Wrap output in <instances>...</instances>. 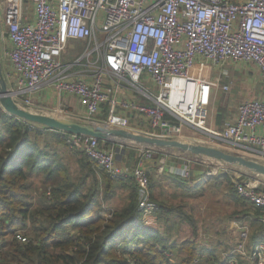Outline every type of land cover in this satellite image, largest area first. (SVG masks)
Segmentation results:
<instances>
[{
	"label": "built area",
	"instance_id": "obj_1",
	"mask_svg": "<svg viewBox=\"0 0 264 264\" xmlns=\"http://www.w3.org/2000/svg\"><path fill=\"white\" fill-rule=\"evenodd\" d=\"M0 4L1 34L12 45L6 51L11 68L7 79L20 104L36 105L33 94L49 85L58 92L53 109L57 114L68 112L63 94L74 93L82 99L86 116L96 122L107 105L108 116L103 118L107 116L109 126L182 140L190 137L189 130L201 143L264 156V89L258 98L238 102L234 120L220 128L208 124L215 93L231 91L229 63H254L264 79V0H0ZM62 138L110 176H133L150 196L149 163L157 164L156 148L136 146L137 163L128 166L117 160L121 147L108 146L96 136L63 131ZM183 175L192 176L193 170L185 168ZM236 184L238 193L260 209L264 221L261 182L248 178ZM143 202L142 223L147 225L158 206ZM17 237L28 240L20 233ZM248 237L249 230L242 227L224 264H241L247 258L264 264V240L252 249Z\"/></svg>",
	"mask_w": 264,
	"mask_h": 264
},
{
	"label": "trees",
	"instance_id": "obj_2",
	"mask_svg": "<svg viewBox=\"0 0 264 264\" xmlns=\"http://www.w3.org/2000/svg\"><path fill=\"white\" fill-rule=\"evenodd\" d=\"M108 109L105 105L103 112L107 114ZM62 132L11 114L0 104V248L8 246L0 256V264H193L196 249L182 262L175 263L166 253L169 247L165 233L142 223L144 202L139 200L134 177H112L104 172L102 190L95 161L80 148L66 143ZM46 133L77 152L80 171L77 180L69 175L70 168L60 151L40 146L37 137ZM160 155L156 154L157 158ZM40 171L45 173L46 180H52L53 191L44 197L42 206L32 208L25 192L31 175ZM122 186L130 189L128 202L109 212L102 207L101 211L107 212L104 214L91 213L95 205L111 199ZM155 186L150 174V199L158 206L156 212L167 216L173 206L155 196ZM234 197L249 202L236 189ZM255 209V217L262 216L260 209ZM257 219L251 224L258 223ZM260 226L264 228V222ZM26 227L32 230L30 240L22 242L17 235L5 238L7 233H17ZM58 231L64 232V236L57 238ZM119 237L129 239L126 251L134 255L135 263L115 255ZM263 240L264 233H254L249 247L253 249ZM70 247L75 248L73 253L69 252ZM57 248L61 250L55 253ZM245 261L241 259V264ZM225 262L226 256L211 264Z\"/></svg>",
	"mask_w": 264,
	"mask_h": 264
},
{
	"label": "rangeland",
	"instance_id": "obj_3",
	"mask_svg": "<svg viewBox=\"0 0 264 264\" xmlns=\"http://www.w3.org/2000/svg\"><path fill=\"white\" fill-rule=\"evenodd\" d=\"M4 2H7V0H4ZM1 11L2 5L0 4V15ZM72 50V53H75L77 51V49ZM1 58H4V60L2 61V67L4 68L5 63L8 62V55L6 54V52L2 53ZM241 64L243 65V63ZM198 68H200V65H198ZM232 79L235 81L232 93H235L237 95H245L246 91H244L243 88H245L248 83L246 78L241 75L234 77V75L232 74L231 76L229 75L227 81L231 83ZM6 80L9 88H12V85L14 84H11L7 78ZM149 87L156 90V87H153L151 85H149ZM222 92L227 93L225 91L219 90L218 94L221 95ZM26 96L29 95L27 94ZM241 99H243V97L234 98L232 100L229 99L228 102H236V104H234V107H236V105L238 106V102ZM217 101L218 99H212L209 106V113L215 112L216 106L218 104L219 106L221 105L222 100L218 102ZM26 108L34 112L47 113L43 112L44 110H41L40 108L30 105H27ZM67 113L61 112L57 114L56 112H54L51 115L55 114L62 117H68ZM114 113H116V110L114 111ZM107 116L105 118H100L97 123H106ZM73 119H77V121L85 123L96 122L95 120L88 117ZM126 127L132 128L129 125H126ZM188 139L190 140L191 138H184V140ZM37 141L40 142V146L42 147L48 145V148L60 151V154H62L64 159H66L65 162L70 168L69 175L71 174L70 176L72 177V179H78V174L80 173V171L78 169V154L76 151L72 150L64 143H61L58 140H55L52 137L48 136V133H46L45 135H39L37 137ZM192 142H197V140H193ZM133 146L135 145L130 143H124L123 146H119L121 148L123 147L122 149H126L127 147V150H130L131 153H137L136 156L133 155L134 158L132 160L128 161V166H132L137 163L136 157L138 156V151L137 149L136 151L131 149L133 148ZM221 148L229 150L233 153L242 154L236 150L227 149L224 147ZM158 151L161 155L159 156V158H157V164L154 162L153 166H149L150 174L156 181L154 194L160 201L167 202L171 206H173V209H171L172 212L168 213L167 216L159 212H154L152 216L149 217V223L153 226L155 225L158 229L162 230V232L165 233L164 235L167 238L166 243L169 247V250L166 253L173 262H182V260L189 256L193 249H196L193 258V264H211L217 259H223L226 254L233 248L235 241L240 236V231L236 227V223L240 222L243 216H245V212L252 213L249 215V221H247V224L249 226L248 239L250 242V239L253 237L256 229L258 228L257 223L251 224V221L255 220L252 218V216L256 215V209L250 201L241 202L239 200H236L234 197L235 189L237 190L236 182H242L248 179L247 176L239 175V172L242 169L234 167L227 170L223 167V164L225 163L220 159L196 156L187 154L185 152L181 153L178 152V150L174 147H160ZM177 154H180V157ZM251 155L252 154H249L248 156L247 154L248 157H252L253 159L262 161L259 155ZM187 159H191L192 162H189ZM94 164L99 172V178L103 182L102 175L106 171L100 168L95 162ZM162 166L163 169L161 170ZM185 168L192 169L193 175H183ZM261 176L264 177V175ZM90 182L91 179L88 180V184ZM29 183V188H27L25 192L27 202H32V208L42 206V204H44V197L48 196V191H53L54 185L52 180H46L45 173L43 171H40L34 172L31 175V177L29 178ZM260 185L262 188H264L263 183H261ZM101 187L103 190L104 182ZM138 192L140 194L139 200L152 202L148 193H143L140 188ZM129 195V188L124 186L118 187L116 189L115 195L111 199L103 200L102 204L95 205L91 213L96 216L101 211L102 207L105 208V210H107L108 212L109 210H114L118 207L120 208L126 202H128ZM101 213L104 214L107 212L101 211ZM260 229L261 227H259V230ZM261 232H264V229ZM19 233L28 237V239L30 240L32 230L30 229V227L22 228L17 233H7L5 235V238L13 239L15 235ZM63 236L64 232L62 231H58L56 233L57 238ZM116 243H118L119 247L118 250H116L115 255L121 257L122 259L127 258L128 260L135 263L136 258H133L134 255H129L126 251L129 249L128 247H130L129 239H127L126 237H119ZM161 247L162 245L160 244V248ZM7 249L8 246L0 248V256ZM60 250V248H57L56 250H54V252L58 253ZM68 250L69 252L73 253L75 251V248L70 247ZM208 256L211 257V259H209ZM246 262H248L247 264H254L251 262V260H248V258L246 259L245 263Z\"/></svg>",
	"mask_w": 264,
	"mask_h": 264
},
{
	"label": "water",
	"instance_id": "obj_4",
	"mask_svg": "<svg viewBox=\"0 0 264 264\" xmlns=\"http://www.w3.org/2000/svg\"><path fill=\"white\" fill-rule=\"evenodd\" d=\"M1 24H0V50H1ZM0 104L11 114L24 118L31 122L46 125L51 128L60 129L68 133H83L96 136L102 140L119 141L121 143H130L135 146L148 145L157 150L160 147H174L178 152L192 153L196 156L210 157L222 160L226 165L232 168L247 169L264 175V162L248 157L244 154L233 153L221 147L201 143L185 141L176 138H162L150 136L144 133L135 132L124 127H115L103 123L90 122L85 123L59 115H51L41 112L28 110L25 104H20L13 98L2 67V58L0 53Z\"/></svg>",
	"mask_w": 264,
	"mask_h": 264
},
{
	"label": "crops",
	"instance_id": "obj_5",
	"mask_svg": "<svg viewBox=\"0 0 264 264\" xmlns=\"http://www.w3.org/2000/svg\"><path fill=\"white\" fill-rule=\"evenodd\" d=\"M2 22H3V17L1 14L0 15V24ZM1 38H2L1 39L2 44H1L0 53H1V57H2V53H5L6 51H8V49L12 45H11V42L9 41V39L6 35H4V36L2 35ZM3 38H4V40H3ZM3 60H4V58L2 59V61ZM8 64H9L8 62L5 63V67L3 68L5 75H6V78H8L7 77L8 73H11V68H10V66H8ZM228 67L230 70V76L233 74L234 77L241 75V76H244L246 78L248 83L245 86V88H243V90L246 91V94L245 95H237L235 93H232L233 86L235 85V81L233 79L231 80V91L229 93L222 92V94L220 95V94H218L219 90L215 93L213 98H215V100L218 99V101H220V100H222V101H221L220 106H219V104L216 106L217 112L215 111V112L209 113L208 124H209V126L214 127V128H220V127L224 126L227 121L235 119V117L237 115V105H236V107H234V104H236V102H234V103L228 102L229 99L232 100V99L238 98V97L258 98L262 95L263 89H264V79H263L262 72H260V70L258 69V67L254 63H243V65H242L241 63L234 64L231 62L228 64ZM57 96H58V92L54 87L49 86V85H44L40 90H38L37 92H35L33 94V98L37 102V104L34 105V107L40 108L41 110H44L43 112H47L48 114H52V113H54V111H53L54 106L57 105V98H56ZM63 100H64L65 106L68 110V113H67L68 117H66V118H71V119H73V118H87L86 112H85V106H84L83 101L80 98V96H78L77 94H74V93L66 92L63 94ZM122 113L123 112H121V114ZM105 115H106L105 113H102L101 116L99 115V117L103 118V116H105ZM103 124L107 125L105 122H103ZM191 133H192L191 131L189 132L188 130H186V134H190L188 136L193 138L191 136ZM190 140H195V139L193 138ZM198 142L199 141L197 140V143ZM106 143L108 146H116V147H119L121 145L123 146V144H124V143H121L119 141H109V140H107ZM131 149L136 151V146H133V148H131ZM133 155L136 156L137 153L136 152L131 153V151L130 150L128 151L127 147H126V149L125 148L122 149V152L118 155L117 160L120 164H123V165L127 164L128 165V161L132 160L134 158ZM137 159H138V156L136 157V160ZM261 160L264 162V156L261 157ZM153 163L154 162H150L149 165L153 166ZM239 175L247 176V178H249V179L251 178V179L259 180V182L264 184V177L256 175V173L253 171L244 169V170H241L239 172ZM250 214H252V213H246L245 216H243V219L240 220V222L236 223V227L238 228V230L240 232H241L242 227H245L249 230V226L247 224V221H249V218H250L249 215ZM151 216H149V217H151ZM252 218L253 219L259 218V219H257L258 220V223H257L258 228L256 229L255 233L256 234L264 233V232H261L264 229L260 226L261 222H264L262 220L261 216L260 215H258L257 217L252 216ZM149 219L150 218H148V222H147L146 226L156 227L155 225L153 226L152 224L149 223ZM259 227H261L260 230H259ZM250 230H251V227H250Z\"/></svg>",
	"mask_w": 264,
	"mask_h": 264
}]
</instances>
